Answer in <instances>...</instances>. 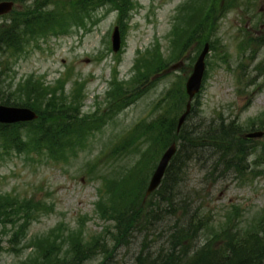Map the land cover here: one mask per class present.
Returning a JSON list of instances; mask_svg holds the SVG:
<instances>
[{"label":"rangeland","instance_id":"374dc122","mask_svg":"<svg viewBox=\"0 0 264 264\" xmlns=\"http://www.w3.org/2000/svg\"><path fill=\"white\" fill-rule=\"evenodd\" d=\"M14 1V9L0 16V30L12 24L16 11L20 15L29 6L40 13L58 10L69 27L28 40L21 50L2 48L0 94L23 100L26 90L16 93L19 86L38 82L74 100L77 109L71 117L87 118L88 123L85 138L63 157L0 143V195L18 202L28 199L36 206L34 217L26 216L32 211L20 209L11 211L12 221L0 220V264H39L49 252L68 259L72 242L86 243L97 236L105 246L87 253L90 256L79 264H99L107 255L105 264H131L143 245L156 254L166 252L173 224L183 223L189 215L208 221L197 246L208 241L227 217L244 230L264 215V0H130L121 19L113 4L106 3L81 13L82 23L70 13L78 0ZM198 4L202 7L196 35L179 51L183 28L188 26L181 17ZM115 26L120 43L113 51L110 36ZM204 42L210 50L188 123L200 118L232 121L240 128V140L235 142L242 148L245 144V149L237 158L230 152L228 169L210 167L211 160L189 162L180 186L171 190L166 183L146 197V223L130 228L127 241L117 244L111 237L114 221L101 217L102 199L107 200L102 205L113 206L117 199L121 205L128 201L123 195L133 188L135 196L138 192L143 198L167 147L155 155L164 137L155 140L153 130L146 128L141 135L126 138L141 126L184 109L185 82ZM135 76L142 78L139 91L130 84ZM118 83V91L111 94ZM6 127L13 133L3 134L19 139L32 128ZM256 130L262 135L245 136ZM108 187L117 189L116 197ZM168 195L171 207L165 200ZM0 200V210L8 215L10 201Z\"/></svg>","mask_w":264,"mask_h":264},{"label":"trees","instance_id":"16d2710c","mask_svg":"<svg viewBox=\"0 0 264 264\" xmlns=\"http://www.w3.org/2000/svg\"><path fill=\"white\" fill-rule=\"evenodd\" d=\"M106 3L113 4L118 10V19L125 16L131 6L130 0H78L72 4L77 8H73L70 13H74V16L80 20L79 23H82L83 18L80 16L81 13L85 12V14H89L97 7L105 5ZM195 7L191 14L181 17L186 22L185 26H188L183 28L184 35L181 39L175 38L181 41L179 51L196 35V28L200 22L198 13H200L199 11L202 6L199 7L198 4V7ZM32 8L33 6L26 7V10L21 12L20 15H17L16 13L18 12L16 11V16L12 18V24L0 30V50L2 48L21 50L24 48V42L28 40L35 39L38 36L42 37L47 32L57 34L68 30L69 23L62 20V14L60 12L58 13V10L55 13H40L34 11ZM207 20L208 17L205 18L204 23ZM154 68H158V66L155 65ZM142 73L141 71L139 72L140 75ZM146 73L147 71L144 74ZM135 78L130 82V84L134 85L133 90L138 88L140 79H142L137 76ZM32 84L34 85L27 88L25 86L28 83L25 81L19 86L16 93H23V89L26 90V98L23 100H19L16 97L10 98L8 96H2L0 94V103L29 106L38 113L36 120L18 124V126L32 127L24 134V139L22 136L19 139L15 134H3L6 131V126H12L13 124H0V143L7 147L8 144H15L17 147H23L26 150L35 148L36 151L42 150L48 152L49 155L63 157L69 147H72L74 143L80 144L81 140L85 138L84 134L87 130L88 123L87 118H78L76 115L71 117V112H75L77 109L74 100H68L62 94L57 95V91L50 86H43L38 82H32ZM119 86L120 83L115 85L111 89V94L116 93ZM30 91L33 93V97L30 96ZM137 91H139V88ZM183 98L185 100L184 93ZM122 107L123 104L115 106L117 109ZM183 111L184 109L179 114H175L173 117L167 119L165 116H161L155 122L141 126L135 134L129 135L126 138L128 139L130 136L135 138L141 135L145 128L149 131L153 130L152 136L155 137V140L164 137L163 141L160 142V150L156 151L155 155L164 147L168 146L170 144L169 141H176L178 143V148L171 158L161 184L159 185L161 189L166 183L165 187H170L171 190L176 188L184 179V172L188 163L194 161V159H202L203 161L211 160L210 167L215 168L216 166H221V168L228 169V158L231 157L230 152L233 153L234 158H237L238 153L243 152L246 146L243 144L242 148L240 142H235V140H240L238 139L240 137H237L240 128H236L232 121L225 122L223 119L219 121L211 119L204 122L200 118L194 123H188L189 119H187L177 132V120ZM91 122L89 125H93L95 121L92 120ZM6 132L13 133L11 130ZM172 136L174 139L171 138ZM210 148L212 149L211 154L209 153ZM232 148L236 150L232 151ZM205 151L207 153L202 154ZM165 187L162 196L166 192ZM109 189L110 193L113 194L112 196L116 197L117 189L108 187L107 192H109ZM1 195L0 199L6 197L10 201L7 207L9 208L7 209L8 215H5L0 210L1 221H12L11 211H18L20 209L32 211V213L30 212L26 216L34 217L36 206L30 200L27 199L26 201L18 202L16 200H10L7 196H3V194ZM123 197L128 201L121 205L116 203L118 199L113 200H116L113 206L102 205V203H107L105 197L100 204L101 217L108 221H114L115 232L111 233V237L117 244L127 241L130 235V228L133 230L137 226L146 223L147 220L145 213V194L143 198L138 195V192L135 196V190L133 188V190L123 195ZM165 200L169 202L167 204L171 207L173 203L172 197L168 195ZM110 203L113 204L112 201ZM140 210H142L143 214L138 213ZM233 212L234 209L231 215ZM207 225L208 221L204 218H195L190 215L185 218L183 223H180V221L175 222L172 226L173 229L168 235L167 243L169 245L166 248L168 249L166 252L156 254L155 252L149 251L146 245H143L141 251L137 252L131 264H264V215L244 230L240 229L238 223H230L227 217L220 224L222 227L212 230L213 233L208 236V241L201 246H197L199 233ZM14 234L18 235V230ZM101 242L100 236L86 243L79 239V241L72 242L68 259L60 257L54 258L49 252L44 254L42 262L39 264H79L83 258L90 256H87V253L93 252L98 247L102 248L105 246L106 241L104 243ZM108 257L110 255L105 256L104 260ZM61 259L65 260L61 261ZM104 260L99 264H105L106 261L104 262Z\"/></svg>","mask_w":264,"mask_h":264},{"label":"water","instance_id":"95a60500","mask_svg":"<svg viewBox=\"0 0 264 264\" xmlns=\"http://www.w3.org/2000/svg\"><path fill=\"white\" fill-rule=\"evenodd\" d=\"M14 2L12 0H0V15L8 13L13 8ZM120 43V36L117 26L114 27L112 33V48L118 50ZM209 51V44L205 42L203 47L197 56L192 71L185 82V92L188 96L185 104V110L181 113L177 120V130L180 129L181 125L185 121L186 116L189 114L191 109V102L194 96L199 92L202 84V79L205 70V56ZM37 113L27 106H15L0 104V122L1 123H14L20 121H29L35 119ZM262 131H254L246 133V137H258L262 135ZM177 149L176 142H172L164 152L161 154L156 167L154 168L147 188L145 189V196H148L153 192L160 184L165 170L168 166L169 161L174 155Z\"/></svg>","mask_w":264,"mask_h":264}]
</instances>
